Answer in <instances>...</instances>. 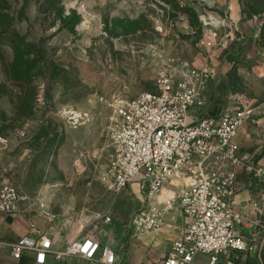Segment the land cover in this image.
<instances>
[{
	"label": "rangeland",
	"instance_id": "374dc122",
	"mask_svg": "<svg viewBox=\"0 0 264 264\" xmlns=\"http://www.w3.org/2000/svg\"><path fill=\"white\" fill-rule=\"evenodd\" d=\"M210 28L224 46L211 64L229 63L252 123L264 114V0H0V186L30 199L22 217L63 248L136 234L130 219L150 200L105 181L117 112L155 92L159 55L205 65L199 41ZM260 223L247 264H264Z\"/></svg>",
	"mask_w": 264,
	"mask_h": 264
},
{
	"label": "built area",
	"instance_id": "2783aa9c",
	"mask_svg": "<svg viewBox=\"0 0 264 264\" xmlns=\"http://www.w3.org/2000/svg\"><path fill=\"white\" fill-rule=\"evenodd\" d=\"M222 42L217 30H207L199 47L207 52L208 62L200 68L159 55L155 92L139 94L117 112L105 181L118 196L135 185L150 200L134 212L129 227L135 233H156L173 211L188 220L168 255L156 264H196L199 256L217 264L220 257L249 250V242L237 233L243 214L235 206L239 186L233 167L243 164L236 138L255 110L239 99L233 111L221 116L208 113L205 93L214 77L211 62L220 59L216 51L224 48ZM261 176L259 171L254 178ZM168 187L171 196L159 207L154 201ZM253 208L264 215V195ZM31 211L27 196L9 183L0 186V215L17 218ZM111 222L108 217L106 223ZM7 246L16 261L26 252L34 253L35 264H46L50 256L57 261L79 257L99 264H124L98 236L58 251L52 236L35 222L26 236Z\"/></svg>",
	"mask_w": 264,
	"mask_h": 264
},
{
	"label": "crops",
	"instance_id": "0c3cea01",
	"mask_svg": "<svg viewBox=\"0 0 264 264\" xmlns=\"http://www.w3.org/2000/svg\"><path fill=\"white\" fill-rule=\"evenodd\" d=\"M226 61V60H224ZM232 71L229 63L218 65L214 68V77L206 89L208 99V113L212 116H221L232 110V99H239L232 90ZM264 74V68H262ZM255 112V111H254ZM255 116V115H254ZM254 123V124H252ZM252 123H246L236 138L239 157L243 160L241 166L233 167L237 174L239 193L235 199L236 209L243 214V220L237 228V233L251 242V234L261 227L264 215H259L253 208L264 195V114L256 117ZM249 169L253 173H249ZM261 178H254L259 172ZM135 186V185H134ZM133 186V187H134ZM171 196L170 187L166 188L160 197L155 199V204L161 207L164 200ZM128 217V218H127ZM126 220L129 219L127 215ZM188 220L180 211L168 213L164 227L156 233H136L131 235L129 228L125 227L122 233L113 231L103 245H107L116 251L124 264H156L166 257L171 245L176 241ZM30 220L26 217H6L0 215V264H35V254L26 252L21 261H16L8 244L17 242L29 233ZM128 232V233H127ZM129 235V237H128ZM55 249H63L54 240ZM205 259V260H204ZM209 257L199 256L196 264H209ZM247 253H232L220 257L217 264H247ZM250 262V261H249ZM46 264H99L79 257L69 258L65 261H57L50 256ZM250 264H253L252 261Z\"/></svg>",
	"mask_w": 264,
	"mask_h": 264
}]
</instances>
